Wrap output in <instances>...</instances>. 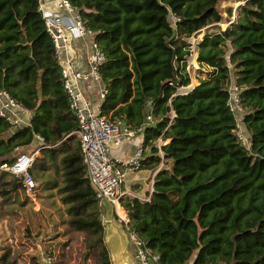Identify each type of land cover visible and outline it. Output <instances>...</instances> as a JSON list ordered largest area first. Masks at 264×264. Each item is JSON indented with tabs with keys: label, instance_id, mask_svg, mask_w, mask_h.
I'll return each mask as SVG.
<instances>
[{
	"label": "trees",
	"instance_id": "16d2710c",
	"mask_svg": "<svg viewBox=\"0 0 264 264\" xmlns=\"http://www.w3.org/2000/svg\"><path fill=\"white\" fill-rule=\"evenodd\" d=\"M218 1L69 0L104 55L97 66L106 88L98 113L141 126L148 153L140 166L157 163L153 140L168 138L148 198L121 202L127 229L157 253V264H264V0H242L232 19L228 2L238 0H223L229 23L205 29L222 19ZM202 27L196 83L176 92L191 77L186 37ZM59 67L38 0H0V88L30 110L28 125L12 126L0 116V163L11 162L34 134L49 157L61 150L57 190L66 221L90 234L84 244L95 264H110L78 141L65 138L76 119ZM231 77L248 133L243 140L226 103ZM147 112L152 121L143 125ZM0 175V192L22 188L10 172ZM14 263L7 249L0 252V264Z\"/></svg>",
	"mask_w": 264,
	"mask_h": 264
},
{
	"label": "built area",
	"instance_id": "2783aa9c",
	"mask_svg": "<svg viewBox=\"0 0 264 264\" xmlns=\"http://www.w3.org/2000/svg\"><path fill=\"white\" fill-rule=\"evenodd\" d=\"M237 2L241 3L242 0ZM57 6L65 10L71 18L68 21L57 10L39 8L45 29L51 37L54 52L56 56L67 35L77 36L83 33H92L85 28L82 20L70 4L69 0H57ZM39 7V6H38ZM233 15L230 17L232 19ZM197 32V31H195ZM191 33L186 37V42L190 49L185 68L192 75L194 68L198 67L195 59V41L200 36ZM104 55L96 41L92 38L87 53V70L82 71L74 67L71 63L60 64L59 78L66 94L67 105L76 119V127L71 131L78 138V148L81 153V160L85 164V171L89 184L94 190L98 200L105 197L110 201L116 218L123 224L129 243L132 247L133 260L135 264H157L158 255L145 241L136 233L127 228L126 212L122 208L119 198L121 196L120 182L125 171L135 170L140 167L142 157V142H139L132 150L129 157L117 159L111 156L109 152V139L113 144H118L122 139H129L134 134L141 132V126L136 128L127 127L120 119H109L98 113V106L93 107L89 101L81 98L76 84L79 81L92 79L97 87V99L100 101L106 88L101 83V78L97 71L98 64L103 60ZM190 75V76H191ZM190 83V82H189ZM188 83V84H189ZM179 86L176 92H185L191 85ZM228 97L226 103L228 108L235 115V119L240 120L241 105L239 100V88L233 82L232 77L227 86ZM0 116L3 117L12 126L28 125L30 119V110L25 108L19 102L15 101L4 89L0 88ZM152 117L149 112L145 113L143 125L151 123ZM238 127L237 136L243 140L244 134ZM38 140L39 148L42 144V138L34 134ZM33 142L24 144V146L15 154L11 162H1L0 169L10 172L13 176L19 178L20 184L25 192H31L34 186L33 178L29 168L34 159V150L24 149L30 147ZM50 260V256H46Z\"/></svg>",
	"mask_w": 264,
	"mask_h": 264
},
{
	"label": "rangeland",
	"instance_id": "374dc122",
	"mask_svg": "<svg viewBox=\"0 0 264 264\" xmlns=\"http://www.w3.org/2000/svg\"><path fill=\"white\" fill-rule=\"evenodd\" d=\"M228 3L232 5L231 17L232 15L234 16L235 7L239 2ZM225 4L226 2L223 0L218 1L217 6L221 10L222 19L210 23L204 27L205 29L211 28L214 25L223 28L229 23L223 11ZM205 29L202 27L194 34L200 36ZM191 77L194 81V78L196 79L197 76L194 77L192 73ZM236 121L238 122V120ZM238 125L240 127L241 123L238 122ZM72 138L76 139V136L72 135ZM37 146L38 143H33L30 147L24 149L34 150L35 158L40 153V149L36 148ZM56 163L58 164V162ZM33 164L37 167L41 165L38 159L34 160ZM46 165L49 168L41 171L38 178H35L32 170L30 171L34 181L31 193L27 194L19 187L7 193L0 192V252L7 249L9 251V258L14 260V264H35L33 252L36 250L40 251L39 253H42L44 256H51L55 264H67L70 259H72L71 264H79L83 258V252L86 251L84 241L91 238L88 232L81 231L73 234L70 232V234L66 235V239L57 240L56 243L59 242L58 246L56 243L53 246V241H45L47 235L61 233L60 231H56L57 227L52 222L57 221L53 218L61 216L63 211V208H61L62 204L58 198V190L49 189L54 177L57 176V165L55 166V164L51 163ZM3 180L4 176L0 175V189ZM61 185L62 179L61 183L56 185V188H60ZM57 219H59L58 222L60 223L61 218L58 217ZM45 226H49V230L45 231ZM63 232H65L64 229L62 230ZM83 263L95 264L92 253L89 250L86 251Z\"/></svg>",
	"mask_w": 264,
	"mask_h": 264
},
{
	"label": "crops",
	"instance_id": "0c3cea01",
	"mask_svg": "<svg viewBox=\"0 0 264 264\" xmlns=\"http://www.w3.org/2000/svg\"><path fill=\"white\" fill-rule=\"evenodd\" d=\"M38 6L39 8H45V9H50V10H57L60 14H62L68 21H71L70 15L63 9L59 8L57 6V0H38ZM92 38V33H83L81 35H77V36H71V35H67V38L63 42V46L60 48L58 55H57V59L59 64H65V63H71L74 67L79 68L82 71H86L87 70V53L89 50V44H90V40ZM189 74L191 75V73L189 72ZM194 78V77H193ZM196 83V79L194 78V81L192 80V77H190V83L188 85H193ZM96 83L92 80L89 79L87 81H79L76 84V89L79 91L80 96L82 99L89 101V103H91V105L94 107H97L99 104V100L97 99V87H96ZM184 87V86H182ZM240 131L244 134L245 130L243 128V126H240ZM74 135L73 133H70L69 135L67 134L65 136L66 141L70 144L73 140L72 138ZM64 138V139H65ZM76 139L78 141V138L76 136ZM112 139H109L108 144H109V152L111 154V156L117 158V159H125L127 157H129L132 153L133 148L139 143L142 142V132L136 133L133 135V137H130L129 139H122L118 142V144H113L112 143ZM168 141V138H162L160 136H158L155 140H153V145L157 148L156 154L160 157L159 161L155 164H153L151 167H147V166H140L138 169L135 170H128L124 172V175L121 179L120 182V189H121V196L119 198L120 204L122 206V208L124 209L123 205L121 202H123L126 199H130L132 197H136L139 200H145L148 198L149 194H150V190H151V182H152V177L154 175V173L156 172V170L161 166L162 164V151L160 149V146L164 143H166ZM38 140H34L33 143H37ZM56 146V145H54ZM44 147H47V145H44ZM40 149V153L37 157L38 160H40L41 165H39V167L35 166L34 160L37 159H33V162L29 168V171H33V174L35 176V178H38L39 175L41 174V171H45L46 169H48L49 167H47L46 164H55V166L57 165V176L54 177L53 182L51 183V186L49 187V189H56V185L61 183V166H60V156L62 155V151H56L53 155H50L48 152L46 151V149ZM146 151V152H145ZM147 148L143 147V154H147ZM142 154V155H143ZM52 156V157H51ZM51 159H53V161H51ZM58 162V164L56 163ZM40 166H42L43 168H40ZM22 187V186H21ZM34 187V186H33ZM23 189V188H22ZM24 191V189H23ZM25 192V191H24ZM27 194L31 193V192H25ZM58 193V198L60 196V193ZM59 202L62 204L63 208L62 210V215L58 216L61 218V222L59 223V219H57L56 217H54L53 219L57 220L52 222V224H55L57 227L56 231H60L61 233L57 234V235H47V239L45 241L51 242L53 241L52 245L54 246L55 243L57 242V240H63L66 239V235L70 234V232L76 233V232H84L83 230H75L72 229L66 219H67V214L65 212V204H63L60 200ZM99 207V205H98ZM100 211V209H99ZM124 211L126 212V210L124 209ZM101 214V213H100ZM101 221H102V217H101ZM51 226V225H49ZM49 226H45L44 230L47 231L49 230ZM51 228V227H50ZM52 229H54L52 227ZM65 230V232L62 233V230ZM127 233V232H126ZM60 238V239H59ZM59 242L56 243V245L58 246ZM129 248L132 251V247L129 243ZM107 250V249H106ZM40 251L36 250L35 252H33V255L35 256V259L33 261H35V264H55L53 262L52 257L50 256V261L46 260V256H44L42 253H39ZM109 259V256H108ZM70 262H72V259L69 260V263L67 262V264H71ZM110 262V260H109ZM190 263V259L185 263V264H189ZM111 264V263H110Z\"/></svg>",
	"mask_w": 264,
	"mask_h": 264
},
{
	"label": "water",
	"instance_id": "95a60500",
	"mask_svg": "<svg viewBox=\"0 0 264 264\" xmlns=\"http://www.w3.org/2000/svg\"><path fill=\"white\" fill-rule=\"evenodd\" d=\"M247 131L244 136H247ZM102 217V241L107 249L111 264H135L133 252L129 248V240L123 224L116 218L112 205L105 197L98 200ZM86 251L83 253V257ZM79 264L83 263V258Z\"/></svg>",
	"mask_w": 264,
	"mask_h": 264
}]
</instances>
